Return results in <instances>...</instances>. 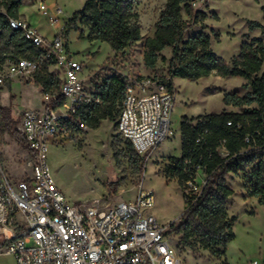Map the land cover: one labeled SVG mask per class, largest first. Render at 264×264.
<instances>
[{
	"label": "rangeland",
	"instance_id": "rangeland-1",
	"mask_svg": "<svg viewBox=\"0 0 264 264\" xmlns=\"http://www.w3.org/2000/svg\"><path fill=\"white\" fill-rule=\"evenodd\" d=\"M85 1L24 0L19 10L42 36L53 39L68 18L83 7ZM132 1L139 16L141 40L123 52H114L104 42H89L86 38H79L75 31L64 34L66 52L82 64L80 78L88 91L96 92L103 78L112 75L119 76L125 82L140 78L161 80L167 76L170 48L160 53L154 68H147L143 63L144 40L153 35L154 24L166 0ZM39 2H43L51 11H60L55 24L51 25L40 14ZM193 9L199 10L196 7ZM200 11L204 13L205 19L187 30L183 41L198 32H204L210 37L213 52L228 64L238 55L242 43L252 38L264 43V33L258 28L248 31L247 23L251 21L264 25V0H211ZM0 12H4L1 5ZM43 71L59 78L55 67L39 60L38 71L29 82L23 84L12 81L0 86V106L11 110L15 127L23 110L40 107L42 90L36 84L35 77ZM263 71L264 62L259 75ZM172 84L175 90L170 125L172 133L144 157L137 155L118 134V115L111 121H101L96 129H74L67 137L49 144L47 163L51 176L70 204L97 200L101 205H112L119 201H133L141 183L143 190H150L154 194V205L147 212L161 225L177 224L185 208L183 187L175 178L167 179L164 170L167 159L180 154L181 118L187 117L195 123L198 117L207 114L245 112L249 107L225 106L222 98L227 93L249 96L251 91L242 78H223L216 74L195 81L173 78ZM28 155V150L20 147L0 126V165L11 181L23 180L28 175ZM136 157L144 159L139 171L133 163ZM204 178L202 172L195 176L198 183ZM227 184L233 190L228 215L236 217V222L233 224L235 237L226 247V262L217 260L207 250L197 248L193 251L184 247L181 244L182 233L170 231L166 241L175 248L178 264H248L253 260L260 263L264 258V204L259 205L256 199L245 196L239 176L229 175ZM0 264L16 263L12 255L0 253Z\"/></svg>",
	"mask_w": 264,
	"mask_h": 264
},
{
	"label": "trees",
	"instance_id": "trees-1",
	"mask_svg": "<svg viewBox=\"0 0 264 264\" xmlns=\"http://www.w3.org/2000/svg\"><path fill=\"white\" fill-rule=\"evenodd\" d=\"M23 3L24 0H0L4 11L0 12V70L8 61L41 59L40 51L20 31L8 25L9 19L22 18L19 9ZM204 19L202 11L193 9L192 0H166L154 24L153 35L144 40L143 63L147 68H154L160 53L170 48L166 77L171 80L195 81L216 74L223 78H242L249 85V96L227 93L222 98L225 106L249 107L245 112L207 114L198 117L195 123L182 117L180 154L170 156L164 170L167 179L175 178L182 185L183 199L186 183L194 181L198 171L205 174L201 192L188 197L183 214L176 225L171 223L168 233L181 232L184 247L207 250L217 260L226 262V247L235 237L233 224L236 222V217L228 215L233 196L227 184L229 175L241 178L247 198L264 204V71L259 75L264 62V43L256 38L242 43L238 55L228 64L213 52L210 37L204 32L183 41L185 32ZM247 23L248 31L258 28L264 33L263 24ZM62 31L63 36L75 31L79 38L89 42L107 43L116 53L141 40L139 16L132 0H86L64 23ZM35 78L42 92L60 98L59 79L46 71L36 74ZM168 86L172 88V82ZM124 90L125 81L119 76L103 78L96 87L100 104H85L78 113L87 128L96 129L101 121H111L119 115ZM0 126L20 147L27 149L24 138L14 130L15 121L8 107L0 106ZM246 136L254 144H247ZM134 159L137 171L141 170L144 159Z\"/></svg>",
	"mask_w": 264,
	"mask_h": 264
},
{
	"label": "built area",
	"instance_id": "built-area-1",
	"mask_svg": "<svg viewBox=\"0 0 264 264\" xmlns=\"http://www.w3.org/2000/svg\"><path fill=\"white\" fill-rule=\"evenodd\" d=\"M210 1L192 0V7L200 10ZM38 11L51 25L58 21L60 11L49 10L43 2ZM8 25L40 51V61L57 69L60 98L42 92L41 108L20 113L15 129L27 146L29 172L13 182L0 165V253L12 255L16 264H178L175 248L166 241L171 223L161 225L147 212L154 205V194L143 190L141 183L135 200L112 205L97 200L70 204L58 189L47 163L49 144L74 129L86 130L78 113L85 104L101 100L85 88L80 78L82 64L66 52L63 26L48 39L24 18L9 19ZM38 68L36 60L8 61L0 70V86L27 83ZM171 82L169 77L125 82L116 130L141 157L172 133L175 90L169 88ZM245 142L254 144L249 136ZM204 183V179L188 181L184 202L198 195ZM248 264H264V258Z\"/></svg>",
	"mask_w": 264,
	"mask_h": 264
},
{
	"label": "crops",
	"instance_id": "crops-1",
	"mask_svg": "<svg viewBox=\"0 0 264 264\" xmlns=\"http://www.w3.org/2000/svg\"><path fill=\"white\" fill-rule=\"evenodd\" d=\"M19 13L22 15V18L26 19L25 15L21 13V10H19ZM41 107H42V101H41V103H40V107H39V108H41ZM39 108H38V109H39Z\"/></svg>",
	"mask_w": 264,
	"mask_h": 264
}]
</instances>
